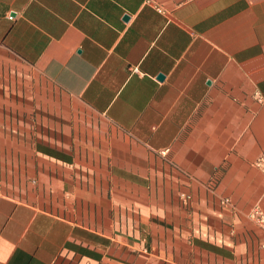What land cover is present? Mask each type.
I'll list each match as a JSON object with an SVG mask.
<instances>
[{"label":"crops","instance_id":"obj_1","mask_svg":"<svg viewBox=\"0 0 264 264\" xmlns=\"http://www.w3.org/2000/svg\"><path fill=\"white\" fill-rule=\"evenodd\" d=\"M260 156L264 0H0V264H264Z\"/></svg>","mask_w":264,"mask_h":264},{"label":"built area","instance_id":"obj_2","mask_svg":"<svg viewBox=\"0 0 264 264\" xmlns=\"http://www.w3.org/2000/svg\"><path fill=\"white\" fill-rule=\"evenodd\" d=\"M159 10V9H158ZM160 11V10H159ZM9 19H12L11 16H9ZM255 166L260 168L262 171H264V157L260 156L258 157L255 162H254ZM251 216L253 218H255L257 220V222H259V224L261 225V227L264 229V214L263 212L259 209V208H255L252 211Z\"/></svg>","mask_w":264,"mask_h":264},{"label":"water","instance_id":"obj_3","mask_svg":"<svg viewBox=\"0 0 264 264\" xmlns=\"http://www.w3.org/2000/svg\"><path fill=\"white\" fill-rule=\"evenodd\" d=\"M125 18H127V17H125ZM158 78L159 79H162L163 78V75H159Z\"/></svg>","mask_w":264,"mask_h":264}]
</instances>
